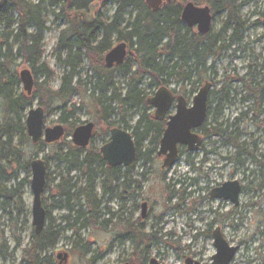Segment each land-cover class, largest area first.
<instances>
[{
	"label": "rangeland",
	"instance_id": "rangeland-1",
	"mask_svg": "<svg viewBox=\"0 0 264 264\" xmlns=\"http://www.w3.org/2000/svg\"><path fill=\"white\" fill-rule=\"evenodd\" d=\"M32 1L38 2V0ZM114 11V7H109L99 12L111 18ZM234 12L244 23L243 26L231 20L229 13L215 16L211 35H218L216 48L219 51L217 57L207 61L205 68H200V71H203L202 76L197 75L193 78V82L197 81V84L193 87L191 82L185 84L171 82V88L176 96L187 99L190 105L199 90L207 82H212L213 89L209 98L211 116L208 123L214 126L221 125L222 130H227V135L210 136V140H207L202 149L196 153L190 154L183 149L178 163L171 170L162 168L163 163L156 154L146 166L141 159L136 163L135 169L131 168L129 173V179L138 183L129 184L127 190L122 185L124 174L122 170L117 182H111L113 193L103 197L101 184L106 181V175L100 170L101 168L104 170L105 167L93 161L92 168L97 171L96 194L100 202L99 217L94 227L82 230L77 237H74L72 231L65 230L67 223L64 217L68 216V211L54 208L55 202L61 200L57 189L61 175L71 178L72 183H77L79 188H82L86 182L85 171H72L68 175L69 164H61L55 159L56 153L68 151L69 142L73 145L72 135L67 136L66 131L62 140L52 145L45 144L42 148L33 146L31 140L24 146L25 160L30 162L41 159L47 166V188L43 202L44 207L51 214V219L47 218L46 226L52 222L58 229L65 230L57 248L49 252L55 264H150L152 259H156L159 264H185L190 258L200 264H213L212 258L216 254V249L212 232L221 227L220 216L228 215L233 206L212 199L210 194L214 188L230 179L244 180L245 186L249 188V192L240 198L241 203L246 207L242 211L243 215L233 218L236 228H227L224 232V237L230 246L239 249L231 264H264V201L260 199L261 191H255L259 185H264V177L260 174L259 165V163L264 164V104L260 107L261 113L256 116L254 113L257 106L256 97L251 98L252 95L246 97L248 93L245 90L251 79L259 84L264 83V0H235ZM58 25L60 27H57ZM58 25H53L50 18L47 25L50 29L43 41L44 57L36 65L38 68L48 63L49 68L54 71L56 78L51 82L54 90L59 89L63 74L67 70L63 64L66 60L65 54L59 59L55 48L61 31L68 27V23L61 22ZM2 29L3 25L0 24V32ZM236 30L239 32V41L232 39ZM190 31V35L197 34L196 29ZM117 44L115 37L114 46ZM81 62L78 69L80 74L73 82L78 89V95L73 99L77 111L76 127L85 123L97 125L95 142L88 152L97 155L104 142L109 141V135H105V126L100 122L97 114L99 109L95 99L101 93L95 88V81L88 79L93 73L90 68L91 63L84 58ZM30 68L32 69L30 64H24L18 59L13 71L19 76L21 71ZM114 75L110 76H113L115 90L111 89L105 93L106 97L110 99L114 94H120L124 98L127 80L120 74ZM45 80L44 76L38 75L35 86L36 82L45 84ZM149 84L150 82L146 80L141 86L146 90L148 99L153 98L157 92V89L151 88ZM45 87L47 88L48 85L45 84ZM13 91L17 95L26 96L24 84L21 82L13 86ZM93 93H95L94 97ZM226 94L227 102L221 101ZM110 103L117 108V115L113 117V121L116 122L117 127L127 130L130 134H133L142 114L154 117L155 110L145 105L132 111L127 106L122 111L117 101L110 100L106 105ZM38 106L39 99L36 98L25 112L24 122L29 111ZM60 106L61 104L55 101L51 106V113L45 114V128L60 125L61 115L57 110ZM218 107L220 111L219 116L216 117L214 111ZM175 111L172 110L170 114H175ZM4 114L0 101V123ZM122 115H125V123L121 121ZM64 127L66 130L69 128L66 125ZM232 134L234 137H239L238 144L247 152L241 155L242 163L225 162V158L240 155V149L232 145L223 147V142H228ZM254 139L259 142L255 160L248 156L254 154ZM140 144L142 152L146 153L149 142ZM82 158L84 156L80 161ZM103 165L105 166V163ZM252 172H256L255 175ZM142 174H145L143 178L138 177ZM31 179V173L21 171L19 179L9 184L16 186L25 182L20 188L23 195L24 217L22 216L15 226L0 212V250L3 252V255L0 254V264H20L23 251L29 247L31 234L34 231L31 213L33 203ZM143 203L149 206L145 219L141 218ZM74 204L76 203L73 202L72 205ZM183 210L189 211L187 217L180 215L179 212ZM26 215L27 221H25ZM107 220L109 222L104 224ZM209 228L211 234H208ZM135 229L144 238L145 244L139 247L134 240L137 237ZM148 236H151L152 240H148ZM79 240L81 246L86 243L92 244L93 253L82 256L79 252H72L75 242ZM18 241H21L20 248H16ZM136 248H147L145 259ZM65 253L69 255L67 263L57 259L59 254ZM93 257L98 258L95 263L90 262Z\"/></svg>",
	"mask_w": 264,
	"mask_h": 264
},
{
	"label": "trees",
	"instance_id": "trees-1",
	"mask_svg": "<svg viewBox=\"0 0 264 264\" xmlns=\"http://www.w3.org/2000/svg\"><path fill=\"white\" fill-rule=\"evenodd\" d=\"M189 2L198 7H209L214 18L221 13H229L231 20L240 26L244 24L234 12L235 0H174L173 3L164 5L158 13H153L143 0H38L36 3L32 0H1L0 24L3 25V29L0 32V101L5 114L0 123V212L9 218L11 223L16 226L22 216L24 217L23 195L20 188L25 182L16 186L9 184L19 179L21 171L31 173V161L25 160L24 146L29 143L30 138L24 119L25 112L32 106L33 101L39 99V106L44 109L45 114L51 113V106L55 101L59 102L61 104L57 108L61 115L59 124L68 126L67 136L72 135L77 128V111L73 99L78 95L77 86H74L73 82L80 74L78 69L82 58L91 63L93 73L88 79L95 81V88L101 93L95 99L99 109L97 114L100 122L109 128L115 125L113 117L117 115V108L112 103L106 105L110 100L117 101L122 111L127 106L130 111L137 110L143 105L150 108L146 90L141 88L146 80L154 89L167 87L173 81L183 84L191 82L194 87L197 81L193 82V78L197 75L202 76L203 71H200V68H205L210 58L217 57L219 50L216 48L218 35H190L191 31L183 24L181 13L185 4ZM96 4H99V8L95 24H85L76 12L88 10L91 5ZM109 7L115 8L111 18L99 12ZM50 18L53 25L68 23V27L61 31L55 48L59 59L65 54L66 60L63 64L67 69L57 90L51 87L56 74L49 68L48 63L36 67L44 57L43 41L50 29L47 26ZM115 37L118 43L125 42L128 45L129 56L121 66L108 69L104 59L113 48ZM232 39L239 41L238 30ZM18 59L24 64L31 65L30 70L35 80L38 75L46 79L45 84L48 87L36 82L34 96L31 98L17 95L13 91V86L21 82L18 74L13 71ZM113 74H120L127 80L124 98L120 94H114L110 99L106 97L105 93L111 89L115 90L113 76H110ZM245 90L248 93L246 97L252 95V98L255 95L257 106L254 113L258 116L261 113L264 84L251 79ZM92 95L94 97L95 93ZM227 98L226 94L221 101L227 102ZM219 109L220 107L214 111L216 117L219 116ZM121 121L125 123V115H122ZM164 127V124L156 122L153 116L144 114L136 124L133 137L136 138L139 156L145 166L157 153ZM226 132L227 130H222L221 125L211 124L208 136ZM235 139L233 143L241 149V145ZM146 141L149 142L148 152L142 153L140 143ZM68 145V151L56 153L55 159L61 164H69L68 175L72 171H85L86 182L79 188L77 183H72L71 178L61 175V182L57 187L61 200L55 202L54 208L68 211V216L64 217L67 223L65 230L72 231L74 237H77L80 231L97 225L100 202L97 199L95 184L97 171L92 168V164L93 161L99 164L103 161L100 156L95 155L80 162L79 150L70 142ZM33 146L42 148L45 147V143L40 142ZM101 173L106 175L107 172L102 170ZM119 175L117 171H113V182H117ZM107 183L103 182L104 195L113 193L111 185ZM130 184H133L132 180ZM73 202L76 204L72 205ZM50 217L51 214L47 211V218L51 219ZM27 219L26 215L25 221ZM108 222L109 220L104 224ZM63 231L52 222L45 226L40 235L33 231L29 247L23 251L20 264H55L49 252L57 248ZM134 231L137 246L145 244L139 231L136 229ZM148 240H152L151 236H148ZM80 244L81 240L75 242L71 251L79 252L82 256L93 253L92 244L86 243L84 246ZM20 247L21 241H18L16 248ZM136 249L145 259L147 248ZM0 254L3 255L1 250ZM97 259L93 257L90 262L95 263Z\"/></svg>",
	"mask_w": 264,
	"mask_h": 264
},
{
	"label": "water",
	"instance_id": "water-1",
	"mask_svg": "<svg viewBox=\"0 0 264 264\" xmlns=\"http://www.w3.org/2000/svg\"><path fill=\"white\" fill-rule=\"evenodd\" d=\"M145 5L153 12H160L164 5L171 4L174 0H143ZM1 2V0H0ZM99 4L91 5L88 10L78 11L76 15L88 25L96 22L95 13ZM181 20L190 29H196L202 36L209 35L213 27V16L209 7H198L194 3H186L183 7ZM129 56L128 45L125 42L117 44L105 56L106 67L111 69L114 66H121ZM21 83L24 84L26 97L31 98L34 94L35 78L30 69L21 71L19 74ZM212 86L207 84L194 97L192 106L183 97L175 98L174 94L167 88L161 87L154 97L149 99L150 106L155 110L157 121H164L171 110L175 100L177 102L176 115L169 118L167 128L160 142L159 155H167L168 159L164 163V168H172L178 155V146H185L191 153L197 152L204 139L195 133L199 130L208 115V99ZM27 135L33 145L44 142L52 145L62 140L66 131L63 125L54 128H45V111L38 106L29 111L26 119ZM95 125L87 123L77 127L72 134L71 141L75 147L85 149L89 146L93 136ZM101 154L105 163L111 168L129 167L137 157V147L131 134L120 129L111 131V138L108 144L101 148ZM32 179L31 190L33 194L32 203V226L37 235H40L46 226L47 211L43 204V195L47 185V167L41 159H34L30 164ZM240 184L229 182L221 187L212 190L211 197L216 200L224 199L235 206L239 205ZM147 213V204L143 205V214ZM214 247L216 255L213 256V264H231L238 253L237 247H231L223 237L220 229L213 233ZM68 254H59L58 260L67 263ZM129 264V263H126ZM150 264H159L156 259H152ZM186 264H200L191 259L186 260Z\"/></svg>",
	"mask_w": 264,
	"mask_h": 264
},
{
	"label": "flooded vegetation",
	"instance_id": "flooded-vegetation-1",
	"mask_svg": "<svg viewBox=\"0 0 264 264\" xmlns=\"http://www.w3.org/2000/svg\"><path fill=\"white\" fill-rule=\"evenodd\" d=\"M164 1H166V0H164ZM212 14V13H211ZM95 17H97V12L95 13ZM213 22H214V17H213ZM186 26V25H185ZM187 27V26H186ZM188 28V27H187ZM188 30H193V29H190V28H188ZM212 32V31H211ZM198 34V33H197ZM211 34V33H210ZM209 34V35H210ZM119 44V43H118ZM115 47V46H114ZM113 47V48H114ZM104 62H105V59H104ZM105 66H106V64H105ZM115 67H119V66H114L113 68H111V69H114ZM107 68V67H106ZM109 69V68H108ZM207 84H211V86H212V88H211V90H210V93H211V91H212V89H213V84H212V82L210 83V82H207L204 86H206ZM264 84V83H263ZM262 84V85H263ZM203 86V87H204ZM163 87H165V86H163ZM202 87V88H203ZM167 88L174 94V96H175V98L177 99V98H179V96H176V93H175V91L171 88V83L167 86ZM201 88V89H202ZM200 89V90H201ZM158 90V89H157ZM199 90V91H200ZM210 93H209V98H210ZM198 94V93H197ZM155 95V94H154ZM255 96V95H254ZM262 98V101H261V105L262 104H264V97H261ZM151 99V98H150ZM186 100V99H185ZM186 102H187V104H188V107H190V106H192V105H190L189 104V102L186 100ZM192 104H193V102H192ZM150 105V104H149ZM151 107V106H150ZM177 102H176V100H175V102H174V104H173V106H172V108H171V110L168 112V114H167V116H166V118L164 119V121H157L156 120V118H155V112H154V118H155V120H156V122H158V123H160V124H164V129H163V134H164V132H165V130H166V128H167V123H168V120H169V118L170 117H172V116H174V115H176V112H177ZM152 108V107H151ZM176 110L175 111V114H170V113H172V110ZM211 116V102H210V99H208V115H207V118H206V121L204 122V124H203V126L199 129V130H197V131H195V133L197 134V135H199L201 138H203L204 139V141H203V143H202V145H201V147H200V149L197 151V152H199L201 149H202V147H203V144L207 141V140H210V136H208V133H209V129H210V125H209V123H208V119H209V117ZM115 123V125L113 126V127H111V128H109L108 126H106L105 124H103V126H105V135L106 136H108L109 135V141H110V138H111V131L113 130V129H120V130H123V131H126V132H128L127 130H125V129H123V128H120V127H117L118 125L116 124V122H114ZM85 124H87V123H85ZM85 124H82V125H85ZM94 124V123H93ZM61 125V124H60ZM82 125H80V126H82ZM95 125V128H94V132H93V136H92V139H91V141H90V144H89V146L87 147V148H85V149H81V148H78V147H76L78 150H79V153H80V156H79V161H80V158L81 157H83L84 156V158H82V160L80 161V162H82V161H84L87 157H89V156H91V157H93V155H94V157H95V154H91V153H89L88 154V152H89V149L90 148H92V146L94 145V139H95V134L97 133L96 132V127H97V125L96 124H94ZM64 126V125H63ZM79 127V126H78ZM65 128V127H64ZM135 129V128H134ZM65 131H66V129H65ZM129 133V132H128ZM135 133V130H134V132H133V134ZM73 134V133H72ZM130 134V133H129ZM133 134H131L132 135V137H133ZM163 134H162V136H161V138H160V142H161V139H162V137H163ZM225 135H227V132L226 133H223V134H221V136H225ZM235 135H236V133H235ZM236 138V139H235ZM239 137L238 136H236V137H234V134H232V135H230L229 136V141L228 142H223V147L225 148V147H227L228 145H232V146H234L235 148H237L238 150L240 149L238 146H236L234 143H233V140L235 139V140H239L238 139ZM133 139H134V141H136V138L135 137H133ZM109 141L108 142H104L105 144L103 145V146H105L106 144H108L109 143ZM147 142V141H146ZM239 143V142H238ZM73 144V143H72ZM135 144H136V142H135ZM258 144H259V142H257L255 139H254V143H253V146H254V154H248V156H250L253 160H255L256 159V157H255V155H256V151H258ZM74 146V145H73ZM102 146V147H103ZM75 147V146H74ZM101 147V148H102ZM136 147H137V157H136V159H135V161H134V163L131 165V166H129V167H118V168H111V167H109L106 163H105V161H104V159H103V157H102V154H101V148H100V150H99V154L97 153V155L98 156H101V159H102V161H103V163L101 162V166L102 167H105L104 168V170H106V182H108L107 184L108 185H111V182H113V171L115 170V171H117L118 173H120V172H122V170L124 171V174L122 175V178H123V183H122V185L127 189V190H129V184H130V181H131V179H129V173H130V170H131V168L132 169H135V167H136V163L137 162H139L141 159H140V156H139V147L137 146V144H136ZM183 149H186L187 150V152L188 153H190V154H192L191 152H189L188 151V148L187 147H185V146H178V155H177V158H176V161H175V165L178 163V161H179V159H180V157H181V155H182V151H183ZM159 151H160V144H159V150H157V153H156V155H157V157L159 158V161H161L162 163H163V165H162V168L163 169H169V170H171L172 168H164V163H165V161L168 159V156L167 155H159ZM146 152H148V151H146ZM241 152H244V153H247L246 152V150L243 148V147H241V149H240V155H235V157L234 158H225V162H229V161H234V162H243L242 161V159H241V155L242 154H244V153H241ZM143 153V152H142ZM194 153H196V152H194ZM208 155V154H207ZM154 156V155H153ZM239 158V159H238ZM143 160V159H142ZM33 161V160H32ZM31 161V162H32ZM91 162V161H90ZM105 163V166L103 165ZM259 165H260V174H262V176L264 177V164H262V163H259ZM47 167V166H46ZM227 168V166H225L224 167V169H226ZM103 169L101 168V171H102ZM254 175H255V173L256 172H252ZM103 174V173H102ZM47 175H48V173H47ZM145 176V174H142V175H139L138 177H144ZM233 178H235V177H233ZM248 178V177H247ZM132 182H133V184H137L138 183V181H135V180H132ZM229 182H238L239 184H240V188H241V190H240V196H239V205L238 206H235L234 204H232V203H230L229 201H225L224 199H221V200H219V201H222V203L223 204H229V205H232L233 207L231 208V212L228 214V215H222V216H220V220H221V227H218V228H216V229H220V231H221V233H222V235H223V237H224V232L226 231V229L227 228H236V225H235V223L233 222V218L234 217H236V216H242L243 214H242V211L243 210H245V206L243 205V203H241V200H240V198H241V196L243 195V194H245L246 192L248 193L249 192V188H247L246 186H245V181L244 180H236V179H230V180H227V181H224L222 184H220L219 185V187H221L222 185H224V184H226V183H229ZM101 187H102V191H103V193H102V197L103 196H105L104 195V186H103V184H101ZM46 189V188H45ZM215 189V188H214ZM255 191H257V192H260L261 191V195H260V199H263V201H264V185L262 184V185H259L257 188H255ZM212 192V191H211ZM109 193H107L106 195H108ZM127 194V193H126ZM125 194V195H126ZM210 196H211V194H210ZM212 198V197H211ZM213 199V198H212ZM214 200H216V199H214ZM144 204H147V203H143L142 204V213H141V218L142 219H145L146 217H147V215H148V212H149V209H148V204H147V213H146V216L145 217H143L142 216V214H143V205ZM263 206H264V202H263ZM188 210H183V211H180L179 213H180V215L181 216H184V217H187L188 216ZM195 222H197V221H199V220H194ZM190 227V226H189ZM211 227V226H210ZM190 229H192V227H190ZM210 229L211 228H209V230H208V234H211V231H210ZM215 229V230H216ZM215 230L212 232V237H213V233L215 232ZM225 238V237H224ZM226 240V239H225ZM227 241V240H226ZM230 245V244H229ZM238 251H239V249H238ZM216 255V254H215ZM214 255V256H215ZM236 257V256H235ZM191 259V258H190ZM235 259V258H234ZM191 260H193V261H195L194 259H191ZM212 260H213V258H212ZM234 261V260H233ZM232 261V262H233ZM185 264H186V261H185Z\"/></svg>",
	"mask_w": 264,
	"mask_h": 264
},
{
	"label": "bare ground",
	"instance_id": "bare-ground-1",
	"mask_svg": "<svg viewBox=\"0 0 264 264\" xmlns=\"http://www.w3.org/2000/svg\"><path fill=\"white\" fill-rule=\"evenodd\" d=\"M182 14V13H181Z\"/></svg>",
	"mask_w": 264,
	"mask_h": 264
}]
</instances>
